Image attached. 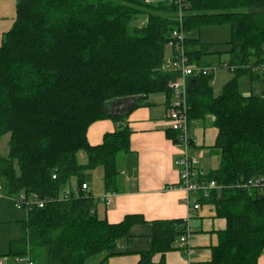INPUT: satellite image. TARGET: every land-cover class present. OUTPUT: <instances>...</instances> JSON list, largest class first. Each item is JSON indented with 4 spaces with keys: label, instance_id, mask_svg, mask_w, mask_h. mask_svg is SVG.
Listing matches in <instances>:
<instances>
[{
    "label": "trees",
    "instance_id": "1",
    "mask_svg": "<svg viewBox=\"0 0 264 264\" xmlns=\"http://www.w3.org/2000/svg\"><path fill=\"white\" fill-rule=\"evenodd\" d=\"M19 0L12 29L0 46V138L9 135L0 157V195H35L48 203L21 222L1 258L28 256L33 264H84L100 253L112 255L116 242L145 223L130 215L108 224L96 201L81 190L88 174L101 171L106 193L118 191L119 154L130 153L127 116L152 95L167 103L179 74L164 67V48L175 28L172 0ZM185 34L205 27L230 30L229 67L233 78L220 96L209 77L185 84L188 126L212 119L217 137L210 153L219 158L207 176L222 189L199 198L213 206L226 227L206 264H258L264 252V192L240 187L264 178V88L243 96L238 81L264 85L251 66L264 63V0H184ZM191 63L201 65L198 40L183 43ZM135 98L109 111L113 102ZM120 124L96 147L86 133L95 122ZM166 137L177 144L176 133ZM79 153L86 156L80 164ZM52 177H55L53 179ZM77 191V195L73 194ZM66 195V199L64 196ZM151 248L139 264L174 248L181 221L151 223Z\"/></svg>",
    "mask_w": 264,
    "mask_h": 264
},
{
    "label": "crops",
    "instance_id": "2",
    "mask_svg": "<svg viewBox=\"0 0 264 264\" xmlns=\"http://www.w3.org/2000/svg\"><path fill=\"white\" fill-rule=\"evenodd\" d=\"M19 0H0V46L5 35L12 29L16 19V7ZM259 82L249 83L243 96L262 94L264 85ZM257 84V85H255ZM253 86H258L253 92ZM213 95L218 97V94ZM172 98L169 100L171 103ZM168 103L161 95L149 96L143 106L130 112L126 119L130 131V153L118 157V191L106 193L103 188L101 171L96 172L102 179L101 193L93 194L87 176L84 183L87 193L94 199L110 196L108 204L96 200L95 212L108 224H118L124 217L140 216L145 223L133 226L127 238L116 242L112 255L100 253L91 256L84 264H139V254L151 248V223L155 221H183L187 219L190 236L188 244L180 248L178 240L173 250L164 255H154L151 264H206L210 260V250L217 246V233L226 227L225 221L216 217L212 205L199 202L197 195H189L177 189L179 182L175 161L180 156V147L166 137L169 130ZM109 111L119 114L122 106H109ZM120 124L111 120L93 123L87 130L88 145L96 147L102 143L105 134L113 133ZM190 151L199 161V167L207 174L219 166V158L210 153L214 146L217 130L212 126V119L193 122L188 132ZM119 167V168H118ZM1 196V195H0ZM194 204L199 210L191 211ZM264 264V252L258 260Z\"/></svg>",
    "mask_w": 264,
    "mask_h": 264
},
{
    "label": "built area",
    "instance_id": "3",
    "mask_svg": "<svg viewBox=\"0 0 264 264\" xmlns=\"http://www.w3.org/2000/svg\"><path fill=\"white\" fill-rule=\"evenodd\" d=\"M145 2H150L146 0ZM173 5L176 8L174 21L175 28L171 32L170 42L168 46L172 49V59L170 65L166 70L174 71L179 74V78L176 81L173 93L172 102L168 105V124L169 130L176 133L177 144L180 147V156L175 161V166L178 169L179 182L176 186L177 189L183 191L186 197L189 195H197L199 198H207L209 193L218 192L222 189L216 182L207 180L208 174L200 169L198 159L191 154L190 146L191 141L188 135V113L189 106L186 99L185 84L188 78L194 77H209L213 75L216 70L213 66L202 67L201 65H195L191 63L190 57L187 55L184 42L185 31L184 29V15L187 12L188 5L184 0H172ZM221 67L227 68L229 71L235 70V67H229L226 64ZM253 73H260L264 76V63L259 65H253L250 67ZM55 179V177H52ZM240 187L256 189L259 192H264V178H254L247 180ZM81 190L86 192L87 186L84 184L81 186ZM73 194L76 196L77 191L73 190ZM8 199L13 208L17 211H23L26 216L33 209H43L48 203L47 200H40L37 196L20 194L16 197H5ZM66 195L64 199H66ZM110 196L106 195L95 201H101L105 204L109 203ZM199 210V205L194 204L191 211ZM182 227L184 233L179 237L178 243L180 248H183L188 244V238L190 236V228L187 219L182 221ZM5 261L12 262L11 264H33L28 256L25 257H13V258H1L0 264H6Z\"/></svg>",
    "mask_w": 264,
    "mask_h": 264
},
{
    "label": "rangeland",
    "instance_id": "4",
    "mask_svg": "<svg viewBox=\"0 0 264 264\" xmlns=\"http://www.w3.org/2000/svg\"><path fill=\"white\" fill-rule=\"evenodd\" d=\"M185 38L199 41V49L202 53V59L200 62L201 66H213L216 69L212 75L211 85L214 93L220 96L223 87L233 78L231 71L227 70L225 67H221V65H228L229 63V28L227 26L205 27L199 31L185 34ZM171 57L172 49L167 45L164 48V67L166 69L171 63ZM238 83L241 93L244 92V90H248L250 82L247 77H241ZM257 88L258 86H253V92L256 91ZM8 141L9 135H4L0 138V157L2 158L7 157ZM121 156L122 154H119L118 157ZM118 157H116L117 161L119 159ZM77 160L80 164H83L86 162V156L83 153H79ZM87 181L90 184L93 194L101 193L102 179L99 173L96 172L91 177L88 175ZM26 217L27 216L23 211L15 210L8 199L4 198L2 195L0 196V256L5 255L8 252V243L10 240H17L20 237L21 222L25 221ZM5 263L11 264L12 262L5 261Z\"/></svg>",
    "mask_w": 264,
    "mask_h": 264
},
{
    "label": "water",
    "instance_id": "5",
    "mask_svg": "<svg viewBox=\"0 0 264 264\" xmlns=\"http://www.w3.org/2000/svg\"><path fill=\"white\" fill-rule=\"evenodd\" d=\"M128 101L135 102L136 99L135 98H131V99H128V100L127 99L115 100L113 103L118 105V106H120V105L125 104Z\"/></svg>",
    "mask_w": 264,
    "mask_h": 264
}]
</instances>
